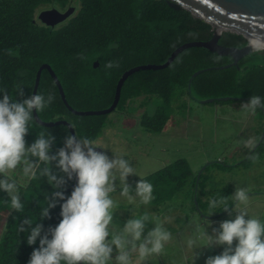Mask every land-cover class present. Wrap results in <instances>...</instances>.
Instances as JSON below:
<instances>
[{
    "label": "trees",
    "instance_id": "obj_1",
    "mask_svg": "<svg viewBox=\"0 0 264 264\" xmlns=\"http://www.w3.org/2000/svg\"><path fill=\"white\" fill-rule=\"evenodd\" d=\"M73 1L0 0V89L7 90L14 101L33 94L37 71L42 64L48 63L73 108L82 111L106 109L113 103L117 83L125 71L138 65L163 64L182 44L206 41L214 34L211 24L186 9L172 8L167 0H77L79 6L75 13L55 27L47 26L37 17L38 11L46 6L66 9L73 5ZM219 43L243 47L248 40L241 34L224 32ZM262 51L263 55L260 51H253L237 65L220 69L233 63L232 56L220 55L204 47L186 49L167 68L141 70L129 76L122 87L117 108L126 110L140 97L144 98L142 106L145 107L153 96L160 97L164 103L153 114L144 111L139 121L147 131L159 133L171 117L168 108L179 91L189 93L192 99L215 98L214 102L221 103H243L253 95L264 98ZM96 60L98 67H94ZM108 62L114 66L106 67ZM199 70L204 71L193 77ZM19 87L24 89V97L16 94ZM37 93L45 98L49 94L54 97L51 104L38 112L40 118L44 121L67 120L78 137L95 141L108 124V115L80 116L71 112L47 70L42 72ZM2 96L0 93V98ZM223 97L230 99H218ZM257 110L261 116V139L264 109ZM40 133L56 137L51 153L62 147L64 137L71 134L66 125L46 127L33 115L25 137L27 144L30 145ZM262 157L264 138L236 164H211H218L220 168L251 167ZM50 167L58 172L54 166ZM8 176L18 185L23 210H13L10 198L0 191V264H27L33 248L39 246V240L29 246L26 241L28 233L20 232L19 225L26 217H30L34 224L43 223L45 230L58 224L61 219L58 205L50 209V218L39 221L40 212L48 204L47 197L58 189H53L46 177L25 178L20 168L10 171ZM142 179L153 185V201L157 204L171 201L183 191L186 200L192 201L194 212L213 217L226 213L222 206L210 209L209 201L227 198L231 190L222 189V196L212 192L210 176L204 171L199 176L194 175L186 158H178ZM74 184L75 180L67 183L63 189L66 196L71 194Z\"/></svg>",
    "mask_w": 264,
    "mask_h": 264
},
{
    "label": "clouds",
    "instance_id": "obj_2",
    "mask_svg": "<svg viewBox=\"0 0 264 264\" xmlns=\"http://www.w3.org/2000/svg\"><path fill=\"white\" fill-rule=\"evenodd\" d=\"M249 47L253 51L264 50V34L251 37ZM113 66L112 62L106 65ZM0 93H3L0 98V191L10 198L13 210H23L18 185L8 176L17 168L25 178L46 177L48 184L58 189L47 197L48 204L40 212L39 220L50 218V209L58 205L61 217L58 224L45 230L43 223L34 224L26 217L19 225L20 232L28 233L29 246L39 240L27 264H147L149 257L163 252L171 233L156 224L145 234L148 223L152 222L148 213L127 219L118 230L112 227L116 203L110 193L117 190L116 181L122 186L121 196L130 204L139 197L143 205L154 199L151 183L137 180L133 196L128 177L136 173L129 162L121 157L110 158L104 151L97 150L101 148L94 141L75 133L67 134L63 146L55 153H51L56 140L52 134L40 133L28 145L25 137L33 112L43 111L54 97L34 93L14 101L7 90L0 89ZM16 94L24 97V89L19 87ZM244 107L253 113L258 108L264 109V98L253 95ZM245 146L251 149L254 144L249 141ZM72 180L75 184L71 194L66 196L63 189ZM248 204L245 189H236L231 207L226 197L209 201L210 209L222 206L228 216L232 217L233 212L235 216L212 229L205 246H219L223 250L208 256L205 264H264V221L249 215ZM193 243L189 241V246Z\"/></svg>",
    "mask_w": 264,
    "mask_h": 264
},
{
    "label": "rangeland",
    "instance_id": "obj_3",
    "mask_svg": "<svg viewBox=\"0 0 264 264\" xmlns=\"http://www.w3.org/2000/svg\"><path fill=\"white\" fill-rule=\"evenodd\" d=\"M73 6L77 8L79 2L74 0ZM260 52L263 55V51L260 50ZM204 100L192 99L189 93L179 91L168 108L170 120L164 130L159 133L147 131L140 125L137 121L141 116L140 108L134 102L126 110L116 108L107 114L108 124L94 142L110 158L121 157L129 162L136 173L128 177V183L132 186L130 193L134 195L137 180L154 173L178 158H186L194 175L199 176L204 171L210 176L212 192L222 196V189L231 190L227 197L230 205L236 189H245L249 195L247 206L249 215L264 221V157L256 160L251 167L220 168L218 164H211V162L236 164L250 153L260 139L261 131L254 128L257 123L261 124L260 113L258 110L253 113L245 109V102L205 103ZM163 103V99L153 96L144 107V111L153 114ZM95 106L101 107L97 104ZM58 117L60 116L55 118ZM249 141L254 144L251 149L245 146ZM207 165L209 167L205 169ZM116 184L117 190L110 193V196L116 203L112 226L118 230L127 219L132 218L131 211L127 217H124L120 215L119 210L123 212L133 210L136 214L133 218H139L148 211L146 205L140 203L139 197H135V202L130 204L126 197L120 195L122 186L118 180ZM184 194L183 191L177 193L171 201L167 202V205L162 207V213L166 219H171L170 217L177 212V214L181 213L182 218L185 214L191 216L187 222L180 221L181 230L170 231L168 227L173 226V221L148 213L152 222L148 223L145 234L159 224L173 234V239L185 240L187 250H194L198 249L199 244H208L206 241H209L212 229L218 227L221 221L234 218L235 212L232 217L224 214L213 221L208 215L194 212L192 201L186 200ZM179 207L181 209L176 211ZM189 241L194 243L189 246ZM164 249H167L165 252L167 255H172L179 246L171 243ZM114 254L115 252L113 256Z\"/></svg>",
    "mask_w": 264,
    "mask_h": 264
},
{
    "label": "water",
    "instance_id": "obj_4",
    "mask_svg": "<svg viewBox=\"0 0 264 264\" xmlns=\"http://www.w3.org/2000/svg\"><path fill=\"white\" fill-rule=\"evenodd\" d=\"M169 5L175 9H186L190 11L195 17L205 20L207 23L211 24L214 30L213 37L206 41H191L182 44L178 47L168 58V60L163 64H144L138 65L129 70L125 71L121 78L119 79L116 87V94L113 103L110 107L102 110H76L73 108L68 100L66 99L65 91L63 86L48 63H44L40 66L36 74L35 86L33 94L38 92V88L41 81V75L43 70H47L52 78L55 80L61 97L67 106V108L76 115H107L113 112L120 101L122 87L129 76L135 72L141 70H160L167 68L175 58L184 50L192 47H204L220 55H230L233 58V63L222 68L230 67L231 65H237L239 61L253 52L249 47L250 38L257 34H264V0H167ZM76 7L71 5L65 11H61L57 8H51L43 10L39 13V19L41 22L47 26L55 27L56 25L64 22L73 13H75ZM224 32H232L243 35L248 40V44L243 47L236 46H224L219 43V40ZM99 62L96 60L94 62V67H98ZM211 69V68H208ZM204 70L196 71L193 77L199 75ZM219 100H229L230 97L218 98ZM215 98L205 99V103L214 102ZM35 120L46 127H54L58 125H66L70 129L71 134L75 133V129L72 124L67 120H57V121H44L40 118L37 112H33ZM264 138V131L261 136L260 141ZM254 147V149L256 148ZM98 151H103V149H97Z\"/></svg>",
    "mask_w": 264,
    "mask_h": 264
},
{
    "label": "crops",
    "instance_id": "obj_5",
    "mask_svg": "<svg viewBox=\"0 0 264 264\" xmlns=\"http://www.w3.org/2000/svg\"><path fill=\"white\" fill-rule=\"evenodd\" d=\"M144 101L145 100H144L143 97L137 98L135 101H133L135 103V105H138L139 106V108H140V115H142L144 113V107L142 106L143 103H144ZM131 103L129 104L128 107H130ZM137 121L139 122L140 121V118L137 119ZM254 128H256V130L259 131L260 124L257 123L256 127H254ZM254 132H255V130H254ZM115 193H117V192H115ZM132 195H134V194H132ZM185 198H186V196H185ZM163 205H167V202L166 203H161V204L159 203V204H157L154 201H151L150 204L146 205V209H147V211H148V213L150 215L151 214H156V215L162 216V218H164V214L162 213V207H163ZM183 208H185V207H183ZM179 209H181V208L180 207L177 208L176 211H179ZM185 210H186V213H187V208ZM130 211H131V216L133 218L134 217L133 215H136L133 210H128L127 212H123V211H120L119 210L120 215H122L124 217H127L130 214L129 213ZM177 213H175L172 217H170L171 219L164 218L166 220L173 221V226L170 225L168 227V229L170 231L172 229H175V230H173L174 232H176L178 230H181V223H180V221L186 220V222H187L189 220L188 214H185L183 216V218H184L183 219L181 217V215H180L181 213H179V214H177ZM225 215H228V214L225 213ZM169 216H171V215H169ZM208 216L211 219H213V221H216L217 218H220V217H213V216H210V215H208ZM115 230H117V229L115 228ZM172 235L173 234H171V239L166 243L167 245L165 244L164 248L165 247L168 248L169 245H171V243H174L177 246H179V249L178 250H174V254H172V255H167L165 253L167 251V249L166 250L164 249L163 252L160 255H153V256L149 257L147 264H205V260H206V258L208 256H213V255L220 254L222 252V250H223L222 247H219V246H213V247L205 246L207 244H199L198 249L187 250V248H186L187 246L185 245V240H182L181 238L173 239L174 236H172ZM206 242H208V241H206ZM168 243H169V245H168ZM133 259L135 260V257Z\"/></svg>",
    "mask_w": 264,
    "mask_h": 264
},
{
    "label": "flooded vegetation",
    "instance_id": "obj_6",
    "mask_svg": "<svg viewBox=\"0 0 264 264\" xmlns=\"http://www.w3.org/2000/svg\"><path fill=\"white\" fill-rule=\"evenodd\" d=\"M71 6V5H70ZM70 6H68V7H70ZM67 7V8H68ZM51 8H57V7H54V6H50V7H48V6H46V7H44V8H42V9H40L39 11H38V13H37V17L39 16V13L41 12V11H43V10H47V9H51ZM66 8V9H67ZM57 9H59V10H61V11H65L66 9H60V8H57ZM59 25V24H58ZM57 26V25H56Z\"/></svg>",
    "mask_w": 264,
    "mask_h": 264
}]
</instances>
